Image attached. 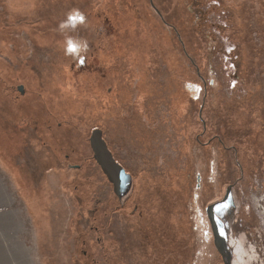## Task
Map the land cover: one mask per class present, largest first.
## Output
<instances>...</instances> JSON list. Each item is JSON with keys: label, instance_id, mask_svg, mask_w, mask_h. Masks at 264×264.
I'll return each mask as SVG.
<instances>
[{"label": "rangeland", "instance_id": "rangeland-1", "mask_svg": "<svg viewBox=\"0 0 264 264\" xmlns=\"http://www.w3.org/2000/svg\"><path fill=\"white\" fill-rule=\"evenodd\" d=\"M152 1L0 0V264H224L206 207L230 187L232 264H264V0Z\"/></svg>", "mask_w": 264, "mask_h": 264}, {"label": "water", "instance_id": "water-1", "mask_svg": "<svg viewBox=\"0 0 264 264\" xmlns=\"http://www.w3.org/2000/svg\"><path fill=\"white\" fill-rule=\"evenodd\" d=\"M151 4L153 1L151 0ZM18 89L24 93L23 85ZM90 146L94 159L101 168L108 181L112 184L115 195L123 201L133 188V176L126 168L118 162L110 149L103 130L95 128L90 136ZM231 194V187L227 189L222 200L212 203L206 207V215L210 223L214 246L223 258L224 264H232V254L228 244V234L224 221L216 213V206L225 203Z\"/></svg>", "mask_w": 264, "mask_h": 264}, {"label": "trees", "instance_id": "trees-1", "mask_svg": "<svg viewBox=\"0 0 264 264\" xmlns=\"http://www.w3.org/2000/svg\"><path fill=\"white\" fill-rule=\"evenodd\" d=\"M19 83H22V84H24V80L22 79V81L20 80V82H18L17 84H19ZM17 86V85H16ZM18 87H15L14 89L18 92V89H17ZM49 105L50 106H52L49 110V112H50V116H51V118H55V108H54V106L52 105V104H50L49 103ZM13 108H18V107H13ZM54 113V115H52V113ZM76 115H78V112H76L75 113ZM43 120H47L48 121V125H49V119H48V116H47V118L45 119V118H43ZM55 120V119H54ZM58 120V119H57ZM40 121L41 120H39V119H36V123L38 122V124L40 123ZM56 123H57V125H56V127H57V129H60V128H62V126L64 125V123L65 122H63V120H58V121H56ZM41 124H39V125H36L37 127H39ZM47 125V129L48 130H51L50 129V127ZM54 129H55V127H54ZM51 130L50 132H49V134H48V137H52L53 136V134H55V130ZM41 130H42V126L40 127V129H39V131L41 132ZM43 136V135H42ZM44 136H47V134L46 135H44ZM59 136V135H58ZM60 137V136H59ZM46 142L48 143V140H47V137H46ZM229 200V199H228ZM133 212V216L134 217H138V219H136V220H134L135 222H137V221H140L141 219H144V217L146 216V212H144V210L142 209V208H140V206L138 205V206H136L135 207V209L132 211ZM216 213H217V211H216ZM218 214V213H217ZM219 215V214H218ZM219 217L222 219V217L219 215ZM139 218H141V219H139ZM146 218V217H145ZM225 223V227H226V230H227V234H228V229H227V226H226V222H224ZM150 226V225H149ZM151 227V226H150ZM202 233H201V240L206 244V245H208L209 246V244H207L208 243V240H206V238H207V236H208V234H207V231H205V230H202L201 231ZM210 234H211V232H209ZM200 239V238H199ZM200 242H198V244H199ZM228 244H229V241H228ZM205 245V246H206ZM102 247L104 246V249L103 250H105V252H106V254H107V256H105V258H106V263L107 264H112V260H116L117 258H118V255L116 254V250H110V245L109 244H107V246L106 245H104V244H102L101 245ZM117 248H118V244H117ZM201 249V248H200ZM205 248H203L202 249V251L200 250V253L201 252H203V250H204ZM87 253H86V255L84 256V252H83V256L85 257V258H87V259H85V261L84 262H82L83 264H91V258L95 255V252H92L91 253V250H88V251H86ZM199 254V253H198ZM200 255V258H201V256H202V254H199ZM199 255H198V258H199ZM113 257V258H112Z\"/></svg>", "mask_w": 264, "mask_h": 264}, {"label": "bare ground", "instance_id": "bare-ground-1", "mask_svg": "<svg viewBox=\"0 0 264 264\" xmlns=\"http://www.w3.org/2000/svg\"><path fill=\"white\" fill-rule=\"evenodd\" d=\"M32 78H34V77H32ZM31 79V78H30ZM29 78H28V83H29V86H30V88H34V87H37L38 85H39V83L42 81V83H43V77H41V78H38V79H31L30 80ZM54 79V78H53ZM53 85H56L55 83H52ZM48 87H52V85L50 84V83H48ZM51 91H49V92H47V95H48V97L51 95L52 96V98L50 97V99L52 100V105L54 106V108H55V112H57V113H55L57 116H55V118H53V120L55 119V120H57L58 118H60L62 115L59 113V111H58V109H57V100H55V99H53V97L54 96H60V94L59 93H57L56 91H55V93H53V92H51ZM64 96V95H63ZM67 96V95H66ZM62 97V96H61ZM59 100H60V98H58ZM61 100H62V98H61ZM41 103H42V106L43 107H45L44 106V104H43V102L41 101ZM46 107H52V106H47L46 105ZM52 113V112H51ZM52 115H54V113H52ZM66 118V117H65ZM70 126V125H69ZM64 128H65V126H64ZM64 128H63V130H64ZM56 132L55 133H58L59 132V129H57V128H55L54 129ZM61 131V130H60Z\"/></svg>", "mask_w": 264, "mask_h": 264}, {"label": "flooded vegetation", "instance_id": "flooded-vegetation-1", "mask_svg": "<svg viewBox=\"0 0 264 264\" xmlns=\"http://www.w3.org/2000/svg\"><path fill=\"white\" fill-rule=\"evenodd\" d=\"M218 206V205H217ZM215 210H216V208H215ZM86 251H84V255H86ZM98 259V256H97V254H95L92 258H91V264H97V259ZM101 262H99V264H100Z\"/></svg>", "mask_w": 264, "mask_h": 264}, {"label": "snow or ice", "instance_id": "snow-or-ice-1", "mask_svg": "<svg viewBox=\"0 0 264 264\" xmlns=\"http://www.w3.org/2000/svg\"><path fill=\"white\" fill-rule=\"evenodd\" d=\"M80 19L82 20L83 18L81 17ZM69 51H75L74 46H72L71 44L69 45Z\"/></svg>", "mask_w": 264, "mask_h": 264}, {"label": "built area", "instance_id": "built-area-1", "mask_svg": "<svg viewBox=\"0 0 264 264\" xmlns=\"http://www.w3.org/2000/svg\"><path fill=\"white\" fill-rule=\"evenodd\" d=\"M235 83H237V82H235ZM235 86V85H234Z\"/></svg>", "mask_w": 264, "mask_h": 264}, {"label": "crops", "instance_id": "crops-1", "mask_svg": "<svg viewBox=\"0 0 264 264\" xmlns=\"http://www.w3.org/2000/svg\"><path fill=\"white\" fill-rule=\"evenodd\" d=\"M169 90V89H168ZM174 99H176V98H174Z\"/></svg>", "mask_w": 264, "mask_h": 264}]
</instances>
